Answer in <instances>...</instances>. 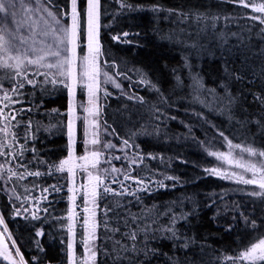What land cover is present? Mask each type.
I'll list each match as a JSON object with an SVG mask.
<instances>
[{
  "label": "trees",
  "instance_id": "1",
  "mask_svg": "<svg viewBox=\"0 0 264 264\" xmlns=\"http://www.w3.org/2000/svg\"><path fill=\"white\" fill-rule=\"evenodd\" d=\"M53 3L58 6L54 11L69 13L66 22L70 23V0ZM85 3L78 0V7ZM124 3L132 8L121 9L118 0H101L99 60L102 71L121 87L105 83L101 75L97 120L104 130L99 133L96 149L102 153V168L121 169L106 175L105 184L124 194H104L101 190L97 197L98 227L91 242L97 252L95 264H114V248L120 247L116 242L130 248L133 242L125 233L145 227L150 229L149 239L146 242L144 233L138 232L135 243L138 248L147 243L158 250L149 264H231L224 257H236L264 237V197L251 194L261 191L256 185L206 170L224 171L222 162L209 153L225 152L229 140L233 145L264 150V24L250 18L264 14L234 0ZM156 5L160 12L150 10ZM141 8L144 10H138ZM176 12L188 13L189 19L183 21ZM198 14L208 19L196 21ZM124 32L130 34L126 38L130 43L112 39ZM85 44L83 36V49ZM185 58L190 67H185ZM137 70L147 75L142 77ZM194 78H199L203 87ZM34 79L39 82L43 78ZM141 79L150 80L159 91L141 84ZM222 85H227L236 98L230 107L226 99H220L224 96ZM3 86L11 87L8 82ZM9 95L19 102L2 100L0 92V108L8 105L5 114L15 116L8 122L0 119V128L7 123L8 129L7 134L0 133V143L5 145L0 150L7 153L0 156V165L4 166L0 172V214L26 264H68V244H72L77 258L84 248L81 224L87 205L81 192L69 191L73 179H81L83 171L73 177L67 167L60 172L54 166L68 157L69 104L71 99L84 98V88H76L70 97L61 85L26 84L21 95L11 91ZM134 97H142L143 102ZM76 127L73 140L75 151H79L85 141L82 120ZM106 137L116 147H103ZM123 140L129 145L125 146ZM133 159L135 164L131 163ZM9 168L17 175L11 176ZM36 172L40 175L29 174ZM124 174L132 179L124 180ZM113 179L123 181L124 187L111 183ZM73 195L75 200L70 199ZM14 209H20L19 215ZM108 209L112 211L105 215ZM69 212L74 213L71 221ZM172 213L187 214V220L176 224L179 233L190 238L187 249L182 246L184 240H170L165 238L166 233L156 231L169 225ZM130 214L138 218L136 223ZM245 218L256 221L257 228L253 229ZM69 223L73 224L72 231L68 230ZM0 231L18 261L3 224ZM153 235L157 239H151ZM0 264L10 261L0 257ZM119 264H127V260Z\"/></svg>",
  "mask_w": 264,
  "mask_h": 264
},
{
  "label": "snow or ice",
  "instance_id": "2",
  "mask_svg": "<svg viewBox=\"0 0 264 264\" xmlns=\"http://www.w3.org/2000/svg\"><path fill=\"white\" fill-rule=\"evenodd\" d=\"M121 9L129 8L131 5L124 3V0H118ZM238 5L252 8L254 12L264 14V2L256 4L254 0H234ZM27 3V7L25 4ZM71 12H70V23L66 22V18L69 13L63 9L59 11H54L53 9L58 8L57 5L53 3V0H0V92L3 93L2 100H8L12 103H18V100H13L12 96L9 95L11 91L14 95H21L22 90L25 85H31L36 87L39 84L42 85H61L68 90L69 96H73L75 89L80 86L87 88L88 91V102L91 107L84 108V111L89 113V115H95L97 111L96 99L98 92L100 90V77L103 75L104 82L114 83L116 88H120L121 85L116 83L113 77L109 76L107 72L102 71L100 56L102 55L101 44L99 41V20H100V10H101V0H86L84 7H78V0H70ZM136 10V9H134ZM143 11L144 9H138ZM153 12H160L162 9L160 6H153L151 9ZM169 12H174V10L169 9ZM176 15L182 18L183 21L189 19V14L185 12H176ZM19 17V18H17ZM251 19L258 20L261 24H264V15L252 16ZM202 19H208L204 17L203 14L195 15V20L200 21ZM216 19L215 17L212 18ZM8 21L9 23H5ZM9 24L11 26H9ZM264 31V29H262ZM130 34L124 32L121 35L114 36L112 39L120 42L124 41L130 43L126 38ZM86 36V48L87 51L81 45V39ZM170 39V37H165ZM195 47V45H192ZM83 53V54H81ZM107 64V61H104ZM185 67H190L187 63V58H185ZM43 69V71H41ZM141 71V70H137ZM175 71V70H174ZM227 74V69L225 70ZM122 73H117L121 75ZM126 77V74H123ZM142 77L146 76V73L141 71ZM30 76L32 78H30ZM34 77H42V81H37ZM127 78V77H126ZM239 79V77H236ZM195 83L199 87H203V84L199 78H194ZM179 82V77H177ZM10 83V89L4 88V83ZM141 84H148L150 87L159 91V88L151 83L150 80L141 79ZM224 88V96H221V100L227 101V106H231L236 102V98L231 95L228 90L227 85H222ZM211 91H215L214 89ZM108 93L105 91V96ZM133 98V97H130ZM135 99L143 102L142 97H134ZM259 99V97H257ZM264 103V101H262ZM8 105H4L0 108V119L5 122L9 120H15L14 115H6L4 108ZM83 107V106H82ZM23 111V109H21ZM74 114V106L70 101L69 112L70 116L68 122V138H69V152L68 157L59 162L58 166H54L57 171L63 172L67 167V171L71 173L74 177V159L83 161L81 167L85 171L90 167L93 170H98V165L100 164V157L102 153L100 151L88 152L86 149L85 155L78 158H74L72 146L74 144L73 140V121L71 117ZM95 125L96 121L90 122ZM28 127H31V122H29ZM7 123L3 128H0V133L7 134ZM87 135V132H85ZM135 135V134H133ZM221 137L224 136L223 132H220ZM15 138V137H13ZM225 139H227L225 137ZM228 146L229 151L226 153H209L210 155L216 156L218 159L226 162L229 166H234L240 169L241 172L237 171H221L219 168H213L210 170L211 173L217 176H223L225 179L235 178L237 182L243 183L245 185H256L261 191L251 193L254 196L264 197V150L256 149L253 146H241L240 144L233 145L229 140ZM85 145L91 144L93 146L100 144L99 139L85 140ZM125 146L129 145L128 140H123ZM5 147L4 144L0 143V149ZM105 148H112L114 145L105 144ZM233 149H240L239 153H234ZM244 154H247V159ZM7 155L6 152L0 150V156ZM115 159H120V157H115ZM132 164L136 163V160L131 161ZM4 170V166L0 165V172ZM11 176H16L17 173L11 168L8 169ZM108 169H103V173L107 174ZM111 172L118 173L121 169L115 167L111 168ZM242 173H251V178H246ZM30 175L39 176L40 173H29ZM11 176L9 179H11ZM23 179V177H20ZM132 179L130 174H124V180ZM168 179H172L169 177ZM106 175L96 174L93 175L92 171H88V184L84 185L83 199L84 204L88 205L91 203L93 206L96 205V200L100 191L104 194L112 192L114 195H123V192L117 193L114 189L110 188L105 184ZM143 184V181H137ZM111 183H120L121 188L124 187L123 181H118L113 179ZM161 186H163L161 182ZM54 191H58L56 186H52ZM47 191V189H45ZM70 192H75L74 188H69ZM70 199L75 200V195L71 196ZM116 207H119L117 205ZM14 211L19 215L20 209H14ZM46 211V209H45ZM108 209L105 212L107 215ZM171 211V210H170ZM83 213L88 214L83 217V222L81 227L84 229L85 238L82 240L84 245L83 252L79 258H77L72 251V244L69 243L68 248V260L69 264H95L97 252L91 247L90 241L96 239V229L98 227L97 221L95 220V211L85 206L83 208ZM74 213L69 212L68 219L71 221ZM133 223H136L137 217L134 214H130ZM34 219H39L38 216H33ZM178 220H187V214H181L177 216L172 213L169 225L162 229H157L162 233H166L167 239L180 241L184 240L183 247L188 248L190 238H185L179 233V229L176 227ZM250 223L253 229L257 228L256 221H247ZM4 221L0 217V224ZM107 226V222H105ZM73 224L69 223L68 230L72 231ZM114 231H119L118 229ZM149 228L145 227L143 229H133L125 236L131 240L133 243L129 248L127 245L118 244L119 250L114 248L116 255L114 256V264H119L121 260H127V264H149L150 258L157 255L156 249H152L145 243L144 248H138L136 245V240L138 238V232L144 233V239L147 242L149 239L148 232ZM37 235H42L41 232H37ZM151 239H157L155 235ZM15 245V241H12ZM42 250V249H41ZM123 253H132V256L121 255ZM16 256H19L17 261L13 256V251L8 247V244L4 240V234L0 233V257L4 260L10 261V264H26L23 256L19 252V248H15ZM107 254V253H106ZM143 256L144 259H140ZM36 259V258H33ZM171 261V258H169ZM225 260L231 261V264H242V262L247 261L248 264H264V237L258 239L257 242L251 243L250 247H247L243 251H240L236 257L226 256ZM171 264H179L178 261H171Z\"/></svg>",
  "mask_w": 264,
  "mask_h": 264
},
{
  "label": "rangeland",
  "instance_id": "3",
  "mask_svg": "<svg viewBox=\"0 0 264 264\" xmlns=\"http://www.w3.org/2000/svg\"><path fill=\"white\" fill-rule=\"evenodd\" d=\"M86 4V3H85ZM28 5H27V3L25 4V7H27ZM70 8H71V4H70ZM17 18H19V17H17ZM5 23H9L8 21H6ZM9 26H11L10 24H9ZM86 43H87V41H86ZM85 46V49H84V52H86L87 51V48H86V44L84 45ZM81 54H83V53H81ZM78 87H80V86H78ZM77 87V88H78ZM83 88V87H82ZM84 91H85V96H84V98H81V99H79V98H77L76 100H74V99H71V102H72V104H73V106H74V114H73V116L71 117V119H72V121H73V135H74V133H75V131H76V125H77V121L80 119V120H82V122H83V126H84V140H92V139H99L100 140V132H102V130H104V128H102L101 129V126H100V124H99V122H98V120H97V111H96V114L95 115H89V113H87V112H85L84 111V108H88V107H91V105L89 104V102H88V91H87V88H84ZM98 98H99V96L97 95V99H96V101H95V103H96V107H97V100H98ZM83 106V107H82ZM69 119H70V116H69ZM93 120H95L96 121V124L95 125H93V124H91L90 122L91 121H93ZM85 132H87V135H85ZM103 133H101V135H102ZM112 144V145H114V143L111 141V140H108L107 139V137H106V141L104 142V145L105 144ZM114 147H116L115 145H114ZM113 148V147H112ZM86 149H87V151L88 152H92V151H98L97 149H96V145L95 146H93V145H91V144H87V145H85V143H84V146H83V149L82 150H79V151H75V147H74V144H73V146H72V151H73V156H74V158H78V157H80V156H83V155H85V152H86ZM106 149H109V148H106ZM229 151V146H227L226 147V150H225V152L223 151V153H226V152H228ZM234 153H239L240 152V149H233L232 150ZM222 153V152H221ZM244 156H245V158L247 159L248 157H247V154H244ZM101 158H102V156L100 157V163H101ZM220 160V159H219ZM221 162H222V164H223V167H221L224 171H227V172H231V171H237V172H241V170L240 169H237V168H235L234 166H229L226 162H224V161H222V160H220ZM73 164L75 165V167H74V173L76 174V176H77V174L80 176V172H81V170L83 171V174L81 175V179H79V178H75V179H73V187L72 188H74L75 189V193L76 194H79V192H81L82 194H83V191H84V185H87L88 184V171H92V173H93V175H96V174H101V175H108V174H110V173H112L111 172V168L112 167H110V166H107V167H104V168H102L101 166H100V164L98 165V170H93V169H91L90 167L88 168V170L87 171H85L84 170V168L83 167H81V165L83 164V161H80V160H78V159H74V161H73ZM100 166V167H99ZM103 169H108V172H107V174H104L103 173ZM242 174H244L245 175V177L246 178H251V173H242ZM87 207H89L90 209H94V211H96L95 210V206H93L91 203H89L88 205H87ZM86 215H88V214H86ZM4 226V225H3ZM5 229V228H4ZM5 231H6V229H5ZM3 232V231H2ZM4 234V233H3ZM85 232H84V236H83V238H85ZM11 236V235H10ZM12 238V237H11ZM13 240V239H12ZM94 241V240H93ZM91 242L92 241H90V245H91ZM13 246V245H12ZM15 247L17 248V246H16V243H15ZM14 248V247H13ZM14 251H15V249H14ZM21 254V253H20ZM17 257V259L19 260V258H18V256H16ZM69 264V263H68Z\"/></svg>",
  "mask_w": 264,
  "mask_h": 264
},
{
  "label": "water",
  "instance_id": "4",
  "mask_svg": "<svg viewBox=\"0 0 264 264\" xmlns=\"http://www.w3.org/2000/svg\"><path fill=\"white\" fill-rule=\"evenodd\" d=\"M0 217H2L1 216V214H0ZM3 219V218H2ZM4 221V220H3ZM3 225H4V228L6 229V234H7V236L9 237V239H10V241H11V243H12V238H11V236H10V233H9V231H8V229H7V227H6V225H5V222L3 223ZM0 233H3L2 231H0ZM4 240H5V242L7 243V241H6V239H5V235H4ZM8 244V243H7ZM13 245V244H12ZM13 247H14V249L16 248L15 247V245H13ZM18 258H20L19 256H18Z\"/></svg>",
  "mask_w": 264,
  "mask_h": 264
}]
</instances>
